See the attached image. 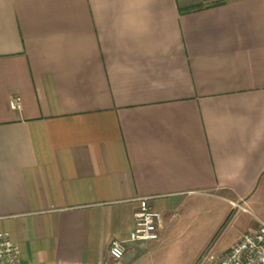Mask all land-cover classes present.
Returning <instances> with one entry per match:
<instances>
[{"label":"crops","instance_id":"1","mask_svg":"<svg viewBox=\"0 0 264 264\" xmlns=\"http://www.w3.org/2000/svg\"><path fill=\"white\" fill-rule=\"evenodd\" d=\"M140 196L162 224L128 241ZM194 198L250 215L235 241L264 219V0H0V229L22 260L160 264Z\"/></svg>","mask_w":264,"mask_h":264},{"label":"rangeland","instance_id":"2","mask_svg":"<svg viewBox=\"0 0 264 264\" xmlns=\"http://www.w3.org/2000/svg\"><path fill=\"white\" fill-rule=\"evenodd\" d=\"M239 212L218 199L194 198L163 233L156 252L159 263L212 264L249 220V214Z\"/></svg>","mask_w":264,"mask_h":264},{"label":"built area","instance_id":"3","mask_svg":"<svg viewBox=\"0 0 264 264\" xmlns=\"http://www.w3.org/2000/svg\"><path fill=\"white\" fill-rule=\"evenodd\" d=\"M9 105L12 109L19 108L20 97H10ZM148 199L147 196L137 198L138 209L134 212V224L128 241L145 242L158 236L162 217L159 212L151 209ZM108 253L114 261H120L125 253L124 241L111 240ZM0 264H28L22 260L18 244L4 229H0ZM212 264H264V219L256 218V226L244 232Z\"/></svg>","mask_w":264,"mask_h":264},{"label":"trees","instance_id":"4","mask_svg":"<svg viewBox=\"0 0 264 264\" xmlns=\"http://www.w3.org/2000/svg\"><path fill=\"white\" fill-rule=\"evenodd\" d=\"M191 7H194V6H192V4L185 5L184 8H180V11H186V10H189Z\"/></svg>","mask_w":264,"mask_h":264}]
</instances>
